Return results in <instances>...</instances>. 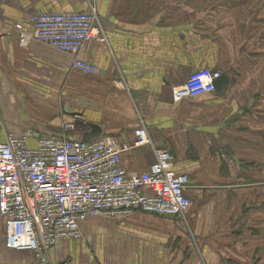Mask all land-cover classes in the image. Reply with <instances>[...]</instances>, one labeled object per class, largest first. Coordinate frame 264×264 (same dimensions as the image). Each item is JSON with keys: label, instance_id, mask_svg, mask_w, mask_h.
<instances>
[{"label": "crops", "instance_id": "crops-1", "mask_svg": "<svg viewBox=\"0 0 264 264\" xmlns=\"http://www.w3.org/2000/svg\"><path fill=\"white\" fill-rule=\"evenodd\" d=\"M239 1L189 2L183 24L182 0H0L3 133L56 137L67 122L80 124L74 135L82 139L92 124L100 137L131 144L142 118L154 147L189 177L186 222L92 217L80 224L84 239L51 249L52 264H264V0ZM91 7L108 48L91 39L78 58L97 66V76L74 70L72 56L47 45L22 48L11 33L16 24L31 29L39 14ZM201 68L220 71L227 87L174 102L172 88ZM122 159L128 172L142 173L155 157L145 146ZM238 160L250 161L232 168ZM0 264H36L33 252L6 247L1 218Z\"/></svg>", "mask_w": 264, "mask_h": 264}, {"label": "built area", "instance_id": "built-area-1", "mask_svg": "<svg viewBox=\"0 0 264 264\" xmlns=\"http://www.w3.org/2000/svg\"><path fill=\"white\" fill-rule=\"evenodd\" d=\"M29 25V30L23 24L11 29L20 47L47 45L72 56L74 70L99 75L97 66L78 58L91 39L108 48L94 7L81 14H39ZM221 75L208 68L195 70L183 85L172 88L174 102L214 94ZM140 120L131 144L106 137L82 142L74 135L80 129L77 123L63 122L64 133L56 137L7 135L0 127V218L6 247L33 252L36 264H52L51 249L60 242L84 239L80 224L92 217L120 223L144 214L186 222L189 177L175 172L170 152L154 147ZM145 146L152 148L154 162L145 172H128L123 153Z\"/></svg>", "mask_w": 264, "mask_h": 264}, {"label": "rangeland", "instance_id": "rangeland-1", "mask_svg": "<svg viewBox=\"0 0 264 264\" xmlns=\"http://www.w3.org/2000/svg\"><path fill=\"white\" fill-rule=\"evenodd\" d=\"M231 1H237V0H231ZM259 1L260 0H240L239 2H240V5L245 4V6L252 7L255 5L257 7L258 6L260 7V6H262V3H260ZM189 2L193 3L194 5H195V3H197V7H199V8L200 7L205 8L207 6V4L211 5V4L221 3V2H225V4H226L229 2V0H182L181 16H182V23L183 24H187L189 22V18H190L189 11H188ZM197 17L199 19L204 18V14L203 15L199 14ZM238 161H239L238 163H235V162L231 163L230 162L231 167L232 168H234V167L238 168V166L245 165V161H250V160H245V161L238 160ZM237 164H238V166H237Z\"/></svg>", "mask_w": 264, "mask_h": 264}, {"label": "water", "instance_id": "water-1", "mask_svg": "<svg viewBox=\"0 0 264 264\" xmlns=\"http://www.w3.org/2000/svg\"><path fill=\"white\" fill-rule=\"evenodd\" d=\"M229 80L226 76H221L218 80L215 81L214 87L217 93H221L228 85ZM235 118L229 120L230 123L234 122ZM89 126L91 132L90 134L84 135L81 139L82 142H90L94 139H97L102 134V129L97 125L86 124Z\"/></svg>", "mask_w": 264, "mask_h": 264}]
</instances>
